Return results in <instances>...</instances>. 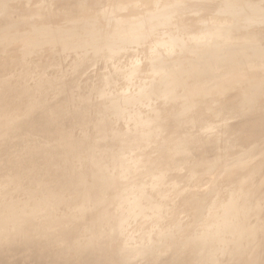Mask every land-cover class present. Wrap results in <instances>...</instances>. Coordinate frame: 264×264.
Wrapping results in <instances>:
<instances>
[{"label":"rangeland","instance_id":"374dc122","mask_svg":"<svg viewBox=\"0 0 264 264\" xmlns=\"http://www.w3.org/2000/svg\"><path fill=\"white\" fill-rule=\"evenodd\" d=\"M156 260L264 264V0H0V264Z\"/></svg>","mask_w":264,"mask_h":264},{"label":"bare ground","instance_id":"6f19581e","mask_svg":"<svg viewBox=\"0 0 264 264\" xmlns=\"http://www.w3.org/2000/svg\"><path fill=\"white\" fill-rule=\"evenodd\" d=\"M190 254V256H192L194 259L197 257V256H199V254H196L195 252H193L192 250H191V252L189 253ZM201 255V254H200ZM159 260V259H158ZM156 262H157V260L155 261V264H156Z\"/></svg>","mask_w":264,"mask_h":264}]
</instances>
